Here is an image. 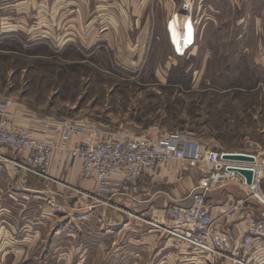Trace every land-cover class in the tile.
I'll return each instance as SVG.
<instances>
[{"label": "rangeland", "instance_id": "rangeland-1", "mask_svg": "<svg viewBox=\"0 0 264 264\" xmlns=\"http://www.w3.org/2000/svg\"><path fill=\"white\" fill-rule=\"evenodd\" d=\"M182 1L172 0L165 23L172 47L162 30L155 31L153 55L130 65L114 50L92 53L40 37L30 0H0V96L37 115L138 134L183 130L225 153L264 158V0H192L197 39L211 38L199 51L192 48L194 23L181 12ZM43 197L25 208L34 228L43 224L34 204L38 211L52 210L44 217L43 237L21 248L5 247L2 239L0 264H139L117 243L118 229L133 217L113 212L115 222L108 225L98 216L109 208L99 207L91 217L76 207L77 215H70L61 201L51 205V196ZM96 225L109 226L101 239H94L100 236Z\"/></svg>", "mask_w": 264, "mask_h": 264}, {"label": "built area", "instance_id": "built-area-1", "mask_svg": "<svg viewBox=\"0 0 264 264\" xmlns=\"http://www.w3.org/2000/svg\"><path fill=\"white\" fill-rule=\"evenodd\" d=\"M191 3L192 0H183L181 12L192 14ZM0 148L13 154L9 157L0 151V160L53 182H60L51 173L55 155L68 163L78 161L82 178L91 181L93 188L87 191L70 187L77 191L75 207L85 208L87 213L98 207L109 208L98 216L100 222L110 225L115 222L113 212H120L144 220L167 238L192 246L205 256H222L234 264H257L251 260V248L264 237V192L260 190V198L253 191L264 178V158L259 154L255 155L260 162L248 163L224 157V150L183 130L138 134L37 115L16 107L11 96H0ZM177 163L197 166L203 173L199 183L190 188L188 202L172 201L155 209L150 217L142 216L139 207L144 190L139 181L145 176L162 181L164 170L176 176ZM237 167L252 170L250 183ZM223 181L238 184L246 193L242 199L231 200V209L253 198L263 208L262 216L252 218L238 234L219 228L209 210L208 194Z\"/></svg>", "mask_w": 264, "mask_h": 264}, {"label": "crops", "instance_id": "crops-1", "mask_svg": "<svg viewBox=\"0 0 264 264\" xmlns=\"http://www.w3.org/2000/svg\"><path fill=\"white\" fill-rule=\"evenodd\" d=\"M30 4V7L36 9L34 19L39 30L37 35L51 36L60 46L76 43L92 53L114 50L117 56L135 65L145 62L153 55L155 31L162 30L164 39L172 47L165 28L166 19L175 8L172 0H30ZM47 4L50 5L48 8ZM45 7L46 10H51L50 14L45 13ZM30 17L28 15V19L32 20L33 17ZM22 19L24 20L23 17ZM48 26L51 27L47 28ZM197 37L198 33V43L195 40L192 47L194 51L201 50L211 41V38H207L201 43L203 40ZM0 151L6 156H13L4 148H0ZM176 168V176H170L164 170L165 179L162 181L150 176L139 181L144 190V200L139 207L142 216L148 218L157 206L163 207L172 201L188 202V189L199 183L203 173L198 168L185 167L180 163H177ZM51 173L69 185L87 191L93 188L91 181L80 180L82 171L78 161L68 163L55 155ZM262 189L264 188L256 186L254 194H258L257 190L263 192ZM248 190L252 192L249 188ZM43 196H51V205L54 201H61L63 208L65 207L62 209L64 214L77 215V212H73L77 203L76 194L65 185L19 170L11 163L0 160V241L4 240L5 247H31L39 241L35 240L38 236L43 237L44 217L49 218L52 210L47 206L48 208L38 211L39 203H33V209L41 216L39 222L43 223L34 228L29 220L33 217L32 213H29L30 209H25L28 203L32 204L37 197ZM244 196L245 191L232 181H223L209 192V210L219 228L238 234L247 228L252 218L262 216V206L252 199L231 209V200L242 199ZM30 197H33L31 201ZM115 200L120 201V198L116 197ZM125 203L127 204L126 201ZM98 208L88 214L96 217ZM96 226L100 229L96 234L100 236H95L94 239H101V235L106 234L105 228L109 226ZM117 234L121 235L117 238L118 249H128L133 262L139 264H234L222 256L200 254L192 246L167 238L141 219H129L118 229ZM251 256V260H255L257 264H264V237L251 248Z\"/></svg>", "mask_w": 264, "mask_h": 264}, {"label": "water", "instance_id": "water-1", "mask_svg": "<svg viewBox=\"0 0 264 264\" xmlns=\"http://www.w3.org/2000/svg\"><path fill=\"white\" fill-rule=\"evenodd\" d=\"M225 157H236V158H251L252 156L241 153H224ZM239 172H241L245 177L248 183L252 180V170L249 168H237Z\"/></svg>", "mask_w": 264, "mask_h": 264}, {"label": "bare ground", "instance_id": "bare-ground-1", "mask_svg": "<svg viewBox=\"0 0 264 264\" xmlns=\"http://www.w3.org/2000/svg\"><path fill=\"white\" fill-rule=\"evenodd\" d=\"M180 10H181V5H180ZM187 15H189L190 16V18H191V20L193 21L194 20V17H193V15L192 14H190V13H186ZM193 23H194V29H195V35H196V24H195V21H193ZM193 41V40H192ZM175 54L176 55H178L177 53H176V50H175ZM15 102V101H14ZM16 106V105H15ZM17 107V106H16ZM27 111V110H26ZM29 112V111H28ZM226 152V151H225ZM224 152V153H225ZM242 154V153H241ZM255 155V154H254ZM253 155V156H254ZM224 156V155H223ZM251 156V155H250ZM251 157V159L253 160V162H255L256 161V163H257V157H256V155L254 156V157ZM229 158H236V157H229ZM251 160V161H252ZM238 168H242V167H238ZM241 173V172H240ZM82 177V176H81ZM58 179V178H57ZM60 182H56V183H59V184H63V185H65L66 187H68L69 189H70V187H75V186H73V185H69V184H66V183H64V182H61V180L60 179H58ZM247 181V180H246ZM257 192H259L258 190H257ZM78 209H84V208H79V206H78Z\"/></svg>", "mask_w": 264, "mask_h": 264}]
</instances>
